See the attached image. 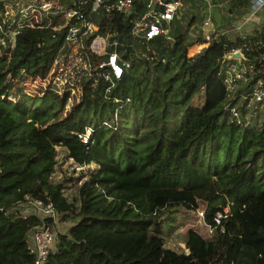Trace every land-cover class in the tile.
Returning <instances> with one entry per match:
<instances>
[{
  "label": "trees",
  "instance_id": "trees-1",
  "mask_svg": "<svg viewBox=\"0 0 264 264\" xmlns=\"http://www.w3.org/2000/svg\"><path fill=\"white\" fill-rule=\"evenodd\" d=\"M145 1L136 0L139 12ZM16 3L1 0L0 17L6 4ZM188 10L171 23L173 45L161 35L148 47L129 45L131 21L119 14L115 23L128 42L119 50L130 68L114 85L104 78L84 83L69 110L70 90L60 94L50 85L38 98L21 93L13 100L2 96L9 91L0 80V264H34L29 234L54 224L14 210L26 196L51 200L58 219L71 223L66 233L55 231L44 264H264V195H234L245 176L264 184V126L248 129L224 107L228 90L219 70L232 42L226 46L223 39L187 56L188 45L204 40ZM46 20L36 8L20 16L19 24L29 26L13 41L5 35L7 73L47 78L69 22L55 16L48 26ZM113 119L112 126L103 125ZM87 126L93 132L86 144L78 133ZM57 147L78 164L98 167L80 186L78 210L63 186L51 182ZM198 200L206 203L212 238L189 230V254L167 251L162 234L176 227L168 220L182 207L195 209Z\"/></svg>",
  "mask_w": 264,
  "mask_h": 264
},
{
  "label": "built area",
  "instance_id": "built-area-1",
  "mask_svg": "<svg viewBox=\"0 0 264 264\" xmlns=\"http://www.w3.org/2000/svg\"><path fill=\"white\" fill-rule=\"evenodd\" d=\"M8 6L11 5L6 4V7ZM188 6L182 4V0H146L144 10L139 12L136 0H74L72 5L62 0H17L16 6H11L16 18L12 19L13 23L8 20L0 22V31H7L6 34L13 41L21 27L29 26L19 24L21 14L35 8L45 12L43 15L46 18L62 16L67 19L69 30L45 79H48L49 86L60 94L70 90L76 95L75 92L79 91V99L84 83H97L99 79L104 78L114 85V79L121 78L131 66V60L119 50L121 46L128 45L115 23L119 14L123 15V21H131L127 33L129 45L146 44L148 47V43L158 36L163 35L167 39L171 37L172 21L178 12L189 9ZM214 7L213 0H198L194 3V13L191 17L196 18L195 25L204 31V40H195L188 45L186 54L192 57L223 39H226V46L229 42L233 43L230 48L225 47L219 76L228 90V100L224 107L231 112V120L238 123L243 111L252 104L256 107L264 106V38L255 39L256 36L264 34V24L260 25L261 20L257 19L264 13V0H251L248 11L234 19L231 27L226 29L217 24L219 19L214 15ZM256 20L259 23L255 24ZM15 22H18V25ZM50 23L51 21L48 26ZM10 29H13L12 33L8 34ZM193 46L200 48L193 55H189V49ZM234 51H242L246 60L229 59L227 53ZM142 55H147V52L143 51ZM114 121L115 119L112 122L104 121L103 125L112 126ZM243 122L245 121H240L239 124ZM92 132L93 127L87 126L85 132L78 133V136L87 144ZM76 165L81 169L89 164ZM13 209L24 215L33 214L41 219L51 218L54 223L58 220L56 209L49 199L26 196V200L15 205ZM228 210L226 208L225 213ZM201 215H204V212H201ZM222 217L223 214L219 212L216 221L220 223ZM53 225L37 226L29 234L30 251L35 255L34 264H44L54 246L57 233L53 230Z\"/></svg>",
  "mask_w": 264,
  "mask_h": 264
},
{
  "label": "rangeland",
  "instance_id": "rangeland-1",
  "mask_svg": "<svg viewBox=\"0 0 264 264\" xmlns=\"http://www.w3.org/2000/svg\"><path fill=\"white\" fill-rule=\"evenodd\" d=\"M1 1V0H0ZM12 6V5H11ZM11 6L6 7V15L0 17V22L9 21L12 22L13 18H16V13L13 15ZM188 19H190L191 15L194 13L193 6H188ZM30 11H28L29 13ZM45 14V12H43ZM19 15L17 16V18ZM46 20L50 22L52 19L49 17ZM18 25V22H15ZM198 24V23H196ZM197 27V26H196ZM194 28L193 36H196L197 32ZM13 29L8 31V34L12 33ZM7 31H0V80L4 85V89L9 91L7 94H3L9 96L10 99L17 100L21 93H29L36 98L42 96L44 91L49 88L48 79L41 78H31L24 74L23 72H18L15 75L7 73L5 63L3 60L9 58L10 49L5 42V35ZM193 53H189V55H193ZM174 72L171 71L170 74ZM72 97L69 98L68 103L66 105V110L72 108L75 100L79 97V91H76V95L72 92ZM199 101V100H198ZM243 116L238 120V123L241 121H245L240 124H244V126L248 129L252 128H262L264 126V106L256 107L252 104L251 107L245 109L242 113ZM57 156H56V169L51 177V182L54 184H59L63 186L65 196L74 203L76 210L80 207V195L79 189L80 186L87 180L93 177V175L97 172L98 167L95 164H89L88 166H82L81 169H78L76 163L67 157V150L64 147H57ZM264 182V181H263ZM254 194L256 195H264V184L259 182L257 185L256 181H252L249 176H245L242 182L237 186L236 192L234 195L243 196L245 194ZM206 208V203L198 200L195 205V209H187L180 208L179 211L175 212L176 219L174 221L168 220L169 224L176 225L175 228H172L169 233L162 234L164 240V247L167 251H174L178 254H189V249L186 246V238L187 232L189 230H194L198 232L202 237L206 239H211L214 234V229L208 225L204 220V215H201V212H204ZM70 222H62L58 219L54 225L53 230L59 233H66L68 231ZM213 264V262H211Z\"/></svg>",
  "mask_w": 264,
  "mask_h": 264
},
{
  "label": "crops",
  "instance_id": "crops-1",
  "mask_svg": "<svg viewBox=\"0 0 264 264\" xmlns=\"http://www.w3.org/2000/svg\"><path fill=\"white\" fill-rule=\"evenodd\" d=\"M190 1H192V3L198 2V0ZM213 2L215 4L214 8L216 9L214 15L217 19H219L217 24H219L222 29H226L231 27L234 19L241 17L248 11L251 0H213ZM257 19L261 20V23L256 20L255 24L259 23L260 25H263L264 13Z\"/></svg>",
  "mask_w": 264,
  "mask_h": 264
},
{
  "label": "water",
  "instance_id": "water-1",
  "mask_svg": "<svg viewBox=\"0 0 264 264\" xmlns=\"http://www.w3.org/2000/svg\"><path fill=\"white\" fill-rule=\"evenodd\" d=\"M168 42L170 45L174 44V38L169 37ZM227 57L229 59H239V60H246V56L242 51H234L227 53Z\"/></svg>",
  "mask_w": 264,
  "mask_h": 264
},
{
  "label": "bare ground",
  "instance_id": "bare-ground-1",
  "mask_svg": "<svg viewBox=\"0 0 264 264\" xmlns=\"http://www.w3.org/2000/svg\"><path fill=\"white\" fill-rule=\"evenodd\" d=\"M34 10H36V8L35 9H33V10H31V11H34ZM28 14V12L27 11H25V12H23L22 14H21V16H26Z\"/></svg>",
  "mask_w": 264,
  "mask_h": 264
}]
</instances>
